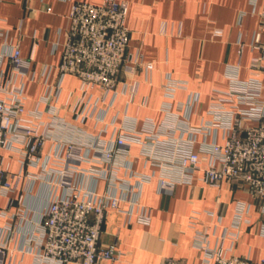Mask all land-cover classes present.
<instances>
[{
  "label": "built area",
  "instance_id": "built-area-1",
  "mask_svg": "<svg viewBox=\"0 0 264 264\" xmlns=\"http://www.w3.org/2000/svg\"><path fill=\"white\" fill-rule=\"evenodd\" d=\"M127 13L125 0L72 4L59 70L62 76H76L80 84L78 94L68 92L61 105L53 102L62 86L52 84L32 108L27 106L25 79L33 58L24 57L13 39L1 41L0 31V197L6 198L0 205V220H5L0 224V264H8L11 244L25 232L22 250L33 254L34 264L119 263L116 246L100 244L104 221L111 210L131 215L141 207L142 188L155 178L159 190L169 192L192 184L200 173L210 186L237 183L264 202V11L259 12L260 27L251 43L257 53L249 76L240 77L239 65L229 69V87L211 102L208 119L198 126L190 122L197 92L181 104L182 115L173 110L170 100L187 90L188 82L168 75L167 100L161 107L165 119L159 124L147 118L142 127L138 116L127 111L107 118L118 98L125 97L127 107L134 102L140 90L138 73L155 67L129 51ZM222 33L218 28L212 36ZM146 105L143 100L139 107ZM89 120L98 133L84 128ZM133 145L159 168L158 175L133 167ZM84 176L104 180L107 189L88 187L80 182ZM30 197L47 204L37 211L29 205ZM33 212L40 217L33 230L25 231ZM249 216L250 205L242 202L235 226ZM138 220L148 223L149 216L143 213ZM236 235L226 248L202 241V264H264V258L255 262L233 253ZM160 264L189 263L166 258Z\"/></svg>",
  "mask_w": 264,
  "mask_h": 264
},
{
  "label": "crops",
  "instance_id": "crops-1",
  "mask_svg": "<svg viewBox=\"0 0 264 264\" xmlns=\"http://www.w3.org/2000/svg\"><path fill=\"white\" fill-rule=\"evenodd\" d=\"M76 1L102 2L0 0V31L4 33L1 41L6 37L13 39L19 43L24 57L33 58L25 79L30 108L52 84L62 86L55 104L61 105L70 91L78 94L79 78L71 74L62 76L59 70L70 25L69 13ZM125 1L128 2L125 23L130 30L129 51L145 62H153L155 67L138 73L140 90L134 102L127 107L126 98H118L107 118L127 111L138 116L139 127L147 118L161 124L165 119L161 107L167 100L164 84L171 75L188 82V89L179 90L170 100L173 110L182 115L181 104L188 100L190 92H197L199 100L188 114L193 126L202 124L209 118L211 102L229 87V69L239 65L240 77L249 76L251 59L257 53L251 43L260 27L259 12L264 11V0ZM218 28L223 30L222 35L213 37ZM100 94V90H95V95ZM143 100L147 105L139 107ZM95 125L93 120L83 124L88 131L98 133L99 127ZM131 152L135 169L160 173L158 167L140 156L138 145H133ZM80 182L98 192L107 189L102 179L84 176ZM140 198L142 206L135 207L131 215L111 210L104 221L100 244L116 246L120 252L117 264H160L166 258L202 264V241L206 240L211 248H226L236 233L235 255L255 262L264 258V202L237 183L210 186L197 173L192 184H180L173 191L161 192L155 178L143 186ZM242 202L250 205V216L237 228L236 213ZM5 203L6 198L0 197V205ZM46 204V199L29 198V205L37 211ZM124 207L128 209L129 205ZM38 213L29 215L33 221L25 231L34 229L40 217ZM143 213L148 214V223L138 220ZM4 221L0 220V224ZM25 233L11 244L12 257L8 264H34L33 254L22 250Z\"/></svg>",
  "mask_w": 264,
  "mask_h": 264
}]
</instances>
